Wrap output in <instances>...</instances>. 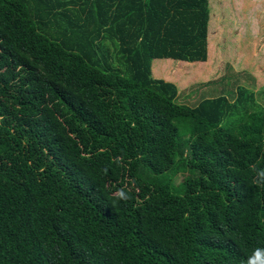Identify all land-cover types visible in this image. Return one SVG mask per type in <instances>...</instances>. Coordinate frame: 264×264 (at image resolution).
Here are the masks:
<instances>
[{
  "label": "trees",
  "instance_id": "1",
  "mask_svg": "<svg viewBox=\"0 0 264 264\" xmlns=\"http://www.w3.org/2000/svg\"><path fill=\"white\" fill-rule=\"evenodd\" d=\"M262 5L238 10L264 45ZM216 28L210 0H0V264H243L264 247V107L241 87L177 99L211 75ZM251 39L238 66L264 81Z\"/></svg>",
  "mask_w": 264,
  "mask_h": 264
},
{
  "label": "rangeland",
  "instance_id": "2",
  "mask_svg": "<svg viewBox=\"0 0 264 264\" xmlns=\"http://www.w3.org/2000/svg\"><path fill=\"white\" fill-rule=\"evenodd\" d=\"M261 1L262 3L264 2V0H210L212 9V22L213 25H217L216 29L219 39V41L217 39L219 47H214L215 50L213 49L215 57L212 62V72L207 79L193 81L190 80L188 75L183 77L179 81H176L175 83L178 86V92L180 91L177 98L179 103L194 106L199 100H202L204 98L216 97L220 94H226L228 97L236 98L237 87H241V89L245 88L248 94L253 95L255 104H252L250 107H264V81L259 82L258 78L256 80V78L254 77L255 73L253 71L252 65L244 68H239L238 66V64L240 63L237 58L236 48L238 37H236L235 34L236 29H239L241 25L233 24L235 23V20H231L232 16H234L232 15L233 12H240L239 10H241L242 8L245 9L249 7L254 8L261 6L262 3H259ZM248 13L249 12H243V14H241L240 12V17L249 18L248 21L255 17L254 11L252 9L250 15L251 17H249ZM231 27L232 29H230ZM212 34L213 32L211 33V36ZM241 38L247 39L248 37L241 36ZM216 46L218 45L216 44ZM247 56H250V53L248 51ZM155 61L158 62L161 60ZM250 61L253 62V58H251ZM250 61L247 63H250ZM210 62L211 60L208 63ZM228 62H230V64H228ZM206 67H209V65L206 64L201 68L202 71H206L207 73L209 70ZM211 79L214 80L210 81ZM208 80L210 82H208ZM251 100L248 104L251 103ZM185 175H187V173L179 174L176 177V184L181 183Z\"/></svg>",
  "mask_w": 264,
  "mask_h": 264
},
{
  "label": "clouds",
  "instance_id": "3",
  "mask_svg": "<svg viewBox=\"0 0 264 264\" xmlns=\"http://www.w3.org/2000/svg\"><path fill=\"white\" fill-rule=\"evenodd\" d=\"M252 171L255 173L254 183L264 184V168H256L253 166ZM117 195L118 198L122 200H127L129 198V194L123 188L118 190ZM243 264H264V247L254 248Z\"/></svg>",
  "mask_w": 264,
  "mask_h": 264
},
{
  "label": "crops",
  "instance_id": "4",
  "mask_svg": "<svg viewBox=\"0 0 264 264\" xmlns=\"http://www.w3.org/2000/svg\"><path fill=\"white\" fill-rule=\"evenodd\" d=\"M253 20H254V22H251V21L248 22V19L243 21V24H241L239 29H237L238 34H239V36L237 38L238 39L237 42L239 43V42L245 40V39H242L241 36H247L249 38H252L251 40H252L254 46L264 48V45L261 43V40L258 39V37H259L258 23L255 22V18ZM245 41H247V40H245ZM261 64L264 65V63H261ZM259 82H263V81H259ZM258 88H260V87H258Z\"/></svg>",
  "mask_w": 264,
  "mask_h": 264
}]
</instances>
